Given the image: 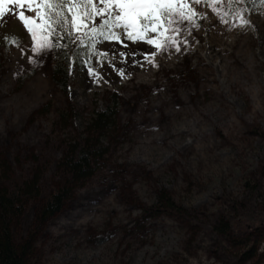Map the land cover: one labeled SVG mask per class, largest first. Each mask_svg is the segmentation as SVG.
Here are the masks:
<instances>
[{
    "label": "rangeland",
    "instance_id": "1",
    "mask_svg": "<svg viewBox=\"0 0 264 264\" xmlns=\"http://www.w3.org/2000/svg\"><path fill=\"white\" fill-rule=\"evenodd\" d=\"M183 7L193 22L173 37L180 51L159 50L145 75L125 73L120 50L136 43L100 42V55L88 49L89 64L73 63L63 93L52 80L53 55L29 62L38 55L20 9L0 6V174L14 186L39 176L45 198L63 183L60 165L75 144L98 138L105 152L58 217L41 225L38 207L28 205L14 220L16 245L31 244L28 264H225L226 255L264 264V227L251 225L264 211V0L250 11L225 0L191 15L187 0ZM141 44L144 60L152 50ZM108 109L100 138L92 122ZM160 192L182 212L145 214L139 205L153 208ZM227 217L254 230L217 233L213 224Z\"/></svg>",
    "mask_w": 264,
    "mask_h": 264
},
{
    "label": "snow or ice",
    "instance_id": "2",
    "mask_svg": "<svg viewBox=\"0 0 264 264\" xmlns=\"http://www.w3.org/2000/svg\"><path fill=\"white\" fill-rule=\"evenodd\" d=\"M187 2L192 6L188 11H192L196 5L208 3V0ZM225 2L243 4L247 0ZM6 3L20 9L17 18L31 33L36 45L32 52L38 55V60L28 56L29 62L33 64H39L46 56L55 54L57 57L63 56L70 65L73 63L70 57L75 56L83 68L89 64L88 49H95L96 55H100L99 43L113 40L127 47L125 38L133 43H147L161 52L166 47H175L180 51L181 43L173 37L183 36L187 24L193 22L183 7L185 0H0V6ZM196 15L203 16V13L196 12ZM235 15L243 19V10L237 11ZM50 33L59 34L48 38ZM158 37H166L163 44ZM4 39L14 40L21 49V55H27L17 38L5 35ZM84 39L88 43L83 49H76L75 46ZM65 40L73 47L66 49L63 45L58 46V41ZM81 51L84 53L83 58ZM120 55L127 56L124 52ZM132 55L136 56L137 53L133 52ZM143 55L154 57L155 53L146 52ZM88 72L99 75L92 66L88 67Z\"/></svg>",
    "mask_w": 264,
    "mask_h": 264
},
{
    "label": "trees",
    "instance_id": "3",
    "mask_svg": "<svg viewBox=\"0 0 264 264\" xmlns=\"http://www.w3.org/2000/svg\"><path fill=\"white\" fill-rule=\"evenodd\" d=\"M260 1L262 0H247L243 4L246 11H250ZM58 34L50 33L48 38ZM85 41L87 40L84 39L82 43L76 45V49H83L86 45ZM57 43L58 46L63 45L66 49L73 47L66 40L58 41ZM83 57L84 53L81 51V58ZM70 59L73 63L77 60L75 56H71ZM73 63L70 65L63 56L57 57L53 54L52 80L63 93H66L69 89L70 72ZM113 103L116 104L117 100L114 99ZM108 110L97 113L96 118L92 122L93 135L101 138L105 134V130L111 120L110 113L112 109ZM99 141L97 138V141H86L82 144H75L72 147V150L69 151L60 165L59 171L63 175V183L49 192L45 198H41V190L38 187L39 176H33L31 182L14 186L13 182L9 183L0 174V264H28L29 253L32 250L30 248L31 244L28 242L22 247L16 245L12 234V223L24 214L28 205L33 208L38 207L37 219L41 225L50 219L58 217L63 212L67 201L72 199L78 186L96 174L97 167L105 155ZM135 204L137 205V201H135ZM231 204L230 208L232 212L239 213L241 206L237 207L238 204L235 202ZM139 207L143 208L145 214H151V216L156 212H164L165 210H171L177 214L182 212V209L177 207L173 198L164 192L159 193L158 204L153 208L142 207L140 205ZM27 217L29 216L27 215ZM258 217L260 218L258 220L259 224L257 223L259 226L256 223H251L252 227L256 230H259V227H264V211L259 213ZM213 226L219 234H234L238 237L249 236L254 230L243 217L237 220L232 217L223 218L221 222L214 223ZM225 257V264H238L236 259L227 255Z\"/></svg>",
    "mask_w": 264,
    "mask_h": 264
},
{
    "label": "bare ground",
    "instance_id": "4",
    "mask_svg": "<svg viewBox=\"0 0 264 264\" xmlns=\"http://www.w3.org/2000/svg\"><path fill=\"white\" fill-rule=\"evenodd\" d=\"M244 25L246 26V24H244ZM165 38L166 37H158V39H160V42L162 44L164 43V39ZM141 43L131 44L130 47L124 52V53L127 54V58L125 59V60H127V62H125L124 64L121 63V62H118L116 65L118 67L121 66V67H119V69H123V71H125V73H130V72H133V71L138 69L139 73H142L144 75L146 74L147 67L149 66L148 64H150L153 59H152V57H146V56L143 57L144 60L141 59V57L139 56L140 52L142 51L143 48H147L146 45H143ZM150 49L152 50V52L155 53L156 56H154V58H155V61H157L158 60L157 54H158L159 50L155 49L153 46H150ZM174 49H175L174 51H177L175 47H174ZM115 52H117V50H115ZM121 52L122 51L120 50V53ZM133 52H136L137 55L133 56L132 55ZM173 55L174 54H172L171 56H173ZM114 59L116 61H118L117 58H114ZM211 60H212V58H211ZM161 62H162V60L160 61L158 66H161ZM114 75L115 74L111 72V74L109 76L110 77L109 79H111V80L117 79V77L114 76Z\"/></svg>",
    "mask_w": 264,
    "mask_h": 264
}]
</instances>
